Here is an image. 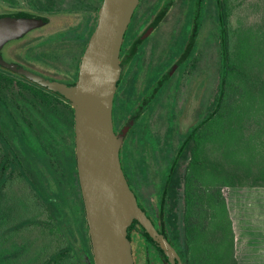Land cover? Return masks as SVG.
Wrapping results in <instances>:
<instances>
[{"label": "rangeland", "instance_id": "rangeland-1", "mask_svg": "<svg viewBox=\"0 0 264 264\" xmlns=\"http://www.w3.org/2000/svg\"><path fill=\"white\" fill-rule=\"evenodd\" d=\"M141 1L139 13L152 6L155 0H140V3ZM166 2L168 0H165V4ZM101 3L102 0H0V13L35 6L60 13L53 15L49 24L34 27L25 33L26 36L37 39V44H43L67 35L70 37L65 29L81 19L78 14L81 12L93 11L92 24L95 28L98 19L97 9ZM232 4L234 8L231 23L236 30L238 37L236 38L239 43L244 41L256 45L259 48V61L264 64V51L261 50L264 48V0H232ZM193 5H195L193 0H175L165 18L167 27H163L160 36L163 37L167 32L173 31L177 42L187 30H190L194 16L191 12L188 15L187 11L192 9ZM216 11V0L204 2V13L200 19L202 21L200 62L196 60L192 68H189V72L184 75L180 91L175 93L177 106L173 115L168 113L166 117L158 118V121L153 120V127L150 126L153 135L147 127H143L137 162L130 169L129 175L132 184L140 192L144 205L148 208L152 203L157 205L160 201L165 177L180 142L198 121L204 120L211 111L212 101L217 95L221 53ZM182 24L183 31L180 32ZM238 34L243 39L239 40ZM17 40L11 41L2 48L3 55L9 63L17 64V61H23L40 74H47L42 70L51 72L47 75L59 81L67 79L68 77L62 76L68 72L77 71L85 47L84 42L68 40L48 47L32 45L30 49L19 48L20 43L27 42V39H24L16 46V51L21 54L28 53L21 56L11 49ZM179 42L182 43L181 40ZM177 46L178 43L175 44V50ZM36 54L40 56L37 59L34 58ZM29 55L37 62L35 65L38 68L31 65ZM198 77L201 78L200 85L204 88L200 102L196 89ZM11 78L14 81L13 85L0 92V99L6 103L18 120L19 129L31 145L34 154L28 152L19 138V131L13 126L0 104V132L16 154L14 160L16 168H10L12 173L0 193V264H45L49 255L62 247L70 246L71 243L75 247H81V240L78 237H83L87 243H90L75 167L73 113L64 100L52 98L48 94L53 100L47 106L40 96L33 95L31 88L41 92L48 91L40 84L14 73H11ZM194 85L196 90H193ZM243 124V131L237 137L244 144L237 148L236 143H231L228 149L223 145L220 148L221 145L217 142H209L208 154L214 158L221 156L226 150L233 153L240 151L245 164L252 159L251 171H262V165L259 166V163L264 159V135L257 134L256 130L260 128H255L257 122L244 121ZM2 149L0 141V157L6 153ZM5 155L13 159V154ZM213 172L203 171L200 181L217 179L216 171ZM207 174L209 177L204 178ZM219 180L218 183L221 184ZM252 180L253 178L250 177L249 181ZM229 186H222V194L227 201L234 231V255L238 264H262V258L260 256L257 258L253 254L259 253L260 250L264 252L263 247L256 246L262 244L259 238H251L254 234L259 237L257 232L253 233L250 230L254 226L242 223L241 220L239 222L238 218L234 223L231 217L229 207L233 209L236 198H233L234 194L230 192ZM259 186L264 187V185ZM60 196L64 198V202L59 200ZM242 207L238 203L236 208ZM219 223L224 232L226 249L223 250L229 252L231 231L225 213L220 217ZM249 239L253 240L249 242Z\"/></svg>", "mask_w": 264, "mask_h": 264}, {"label": "trees", "instance_id": "trees-1", "mask_svg": "<svg viewBox=\"0 0 264 264\" xmlns=\"http://www.w3.org/2000/svg\"><path fill=\"white\" fill-rule=\"evenodd\" d=\"M205 1L196 0L195 8L202 9ZM172 4L173 1L165 8V13ZM35 7L41 13L50 11L39 6ZM233 8L232 0H216L221 60L218 92L212 101L211 111L180 142L165 177L160 201L157 205L152 203L149 207L151 210L158 208L165 223L168 222L166 225L180 231L181 243L182 241L186 243L188 264H238L234 255L235 239L232 221L229 217L226 198L222 194V186L264 185V159L259 163V166L262 165V171L253 172L251 171L252 159L250 162L247 160L249 165L245 164L240 151L233 153L223 150L224 153L221 156L214 158L208 154L209 142H217L221 145L220 148L223 145L228 149L231 143H236L237 148L244 144L237 137L243 131L244 121L257 122L255 128L260 127L256 130L257 134L264 135V64L259 61V48L256 45L244 41L239 43L236 30L231 23ZM240 39L243 37L239 35ZM261 50L263 52L264 48ZM11 73L13 72L9 69L0 66L1 93L13 85ZM31 90V93L40 96L47 106L53 100L48 93L41 92L40 89H38L40 91L32 88ZM28 91L30 92L29 88ZM0 104L13 126L19 131V138L28 152L31 155L34 154L31 145L19 129L18 120L1 99ZM71 111L74 125L72 107ZM0 141L3 152H6L4 155L13 154V159H10L8 155L0 157L1 193L12 173L10 168H16L14 163L16 154L1 132ZM205 170L212 172L215 170L217 179L200 181ZM207 176L209 177L207 174L204 178ZM250 177L253 178L252 181H249ZM59 200L64 202L61 196ZM223 213L227 216L231 231L229 252L223 250V248L226 249L224 232L219 223ZM78 238L81 240V247H75L72 243L70 246L62 247L50 254L45 264H95L91 243H87L83 237Z\"/></svg>", "mask_w": 264, "mask_h": 264}, {"label": "water", "instance_id": "water-1", "mask_svg": "<svg viewBox=\"0 0 264 264\" xmlns=\"http://www.w3.org/2000/svg\"><path fill=\"white\" fill-rule=\"evenodd\" d=\"M139 3L140 0H102L74 84L9 63L2 55V48L9 40L48 23L49 17L23 11L0 13V64L72 102L76 164L95 264H133L128 238L133 220H138L167 254L175 253L182 264L129 185L120 159L124 134H117L113 124L121 46Z\"/></svg>", "mask_w": 264, "mask_h": 264}, {"label": "flooded vegetation", "instance_id": "flooded-vegetation-1", "mask_svg": "<svg viewBox=\"0 0 264 264\" xmlns=\"http://www.w3.org/2000/svg\"><path fill=\"white\" fill-rule=\"evenodd\" d=\"M172 1L174 4L175 0H168L166 4L165 0H155L152 6L150 5V7L139 13V9L142 4L141 1L133 13L131 22L129 23V26L125 32L120 51L121 73L117 82V89L113 103V124L114 130L117 134H124V141L120 150V159L124 173L131 189L136 195L138 203L143 209H145L146 214L151 218L156 230L159 233L164 234V236L168 239L169 243L180 257L182 264H188L186 257V243L183 241L181 243L180 231L172 228L169 225H166L168 222L165 223L164 218L159 214L158 208L151 210L144 205L141 194L132 184V180L129 175L130 169H132L134 163L137 162L138 152L141 147V135L143 134L144 130L143 127H147L148 131L150 132V126L152 128V125L154 124L153 120L158 121V118L162 116L166 117V114L168 113L173 115L174 109L177 106V96L175 93L180 91L184 75L186 72H189V68H192L196 60L197 62H200V52H202L200 50V32L202 27V21L200 19L204 12L203 8H195L197 3L196 0H193L195 4L192 6L193 8H190V10L187 11L188 15H190L191 12V14L194 16L192 20V27L189 28L190 30H187L177 42H175L173 31L167 32L163 37L160 36V32L162 31L163 27H167L165 18L173 4L166 13L165 8ZM20 11L46 15L50 18L48 24L51 22L53 15L60 14L53 13L51 11L48 12L49 14L41 13L36 7L25 8L23 10H10L7 12L16 13ZM78 14L81 16V19L75 25L69 26L65 29L69 32L68 34L70 37L67 35L64 38L52 39L50 42L37 44V39L26 36L27 34H25L19 38H13L9 40L6 44L18 39L14 46H11V49L13 52L21 56L26 52L21 54L19 51H16V46H18L19 42L24 39H27V42L20 43L18 46L19 48L27 47L30 49L32 45L48 47L52 44H59L60 42L74 40L81 43L84 42L85 50L88 40L95 29L92 24V21L94 20V13L92 10H90L88 12H81ZM179 30L180 32L183 31V24ZM180 40L182 43L179 42ZM176 43H178V46L175 50ZM11 44L13 45V42ZM37 57L40 56L36 54L34 58L37 59ZM29 58L32 63L30 64L34 67H37L35 65L37 62L32 60L33 58L31 55H29ZM4 59L8 61L5 57ZM17 64L38 73L36 69L32 68L23 61H17ZM0 66L9 69L14 74L22 77L24 76L23 74L16 72L14 69L8 66L1 64ZM79 66L75 73L71 71L68 73L63 72L64 74H67L62 77L68 78L62 81L69 84H74L78 77ZM42 71L47 74H51V72L46 70ZM47 74L44 76L56 79L53 76ZM200 79L201 78L198 77L196 88L198 92V102H200V95H203L202 92L204 91L203 86L200 85ZM195 85L193 90L195 89ZM46 90L49 92H44L50 94L52 98L64 100V102L69 105L70 109L71 107L73 108L71 100H69L67 97L48 88H46ZM198 123H200V121H198ZM151 133L152 132H150V134ZM151 135H153V133ZM75 167L79 183L76 153ZM128 238L131 241L133 264H179L175 253H171L170 255L167 254L161 247L160 243L146 231L145 227L141 225L138 220H133L132 224L129 226ZM141 256L143 258H141Z\"/></svg>", "mask_w": 264, "mask_h": 264}, {"label": "crops", "instance_id": "crops-1", "mask_svg": "<svg viewBox=\"0 0 264 264\" xmlns=\"http://www.w3.org/2000/svg\"><path fill=\"white\" fill-rule=\"evenodd\" d=\"M231 188L230 192L234 194L233 198H236L235 206L233 209L229 207L231 217L236 223V218L238 221L245 223L247 225H253L251 232L258 233L254 234L251 238H259L262 244H257L256 246L264 248V187L263 186H248V187H237L229 186ZM227 202V201H226ZM241 205V209L236 208ZM253 239H249V242ZM259 253H253L257 258L260 256L262 258V264H264V252L261 250ZM259 254V255H258Z\"/></svg>", "mask_w": 264, "mask_h": 264}]
</instances>
